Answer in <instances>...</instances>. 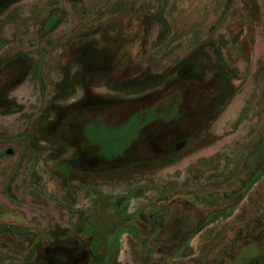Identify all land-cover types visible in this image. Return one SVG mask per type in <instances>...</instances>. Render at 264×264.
<instances>
[{"label": "rangeland", "instance_id": "374dc122", "mask_svg": "<svg viewBox=\"0 0 264 264\" xmlns=\"http://www.w3.org/2000/svg\"><path fill=\"white\" fill-rule=\"evenodd\" d=\"M193 53L215 63L205 76L229 69L240 117L173 163L114 172L155 151L147 131L196 125L167 124L181 83L140 99ZM1 94L20 108H0V264H264V0H17L0 15ZM182 204L198 222L182 245L148 235Z\"/></svg>", "mask_w": 264, "mask_h": 264}, {"label": "trees", "instance_id": "16d2710c", "mask_svg": "<svg viewBox=\"0 0 264 264\" xmlns=\"http://www.w3.org/2000/svg\"><path fill=\"white\" fill-rule=\"evenodd\" d=\"M15 1L17 0H0V15ZM200 57L203 58L205 56L199 53H193L186 57L193 58V61L189 62V64L187 62H179L175 64L172 68L178 67L181 63H183L184 66L179 69V75L177 78L169 81L165 90L146 94L140 98L144 101L151 102V106L153 107L163 99L169 97L168 95H170L176 86L181 83L178 86V88L181 89L177 88V90L186 91L184 105H181L178 114L175 117L169 118L167 124H182V120H192V122H195L192 124L196 125H191L186 128L183 125L180 127L178 125H169L163 131L158 133L155 131H147L146 137L148 139L152 138V140H150L151 143H155L157 146L154 149L155 151L153 150L154 152L152 153L148 152L141 155L134 152L133 148L126 150L124 155L118 158V163H112L114 166L111 169H114V172L116 171L115 169L129 171L167 165L211 142V137L203 139L199 134H202V132L212 124L213 120L219 115L221 110L230 102L236 93L233 96L231 95V97L226 94L227 89L234 85L229 76V69L225 67V65H221V67H217L218 72L215 75L209 77L205 76L203 72L204 66L212 69L215 66V63L210 58H204L209 62L208 64L203 63L205 61H202ZM18 60L23 62L28 61L30 65L32 63L28 57H23L22 55L18 56ZM83 61L84 60H82V62ZM190 68L194 71L199 70L201 73L195 74ZM27 72L28 69H25L21 77L14 81H10L7 84L8 87L16 83H21ZM225 75H228V77ZM140 79L141 78L138 80ZM218 82H223L224 85L223 88H221V91L216 92V84ZM184 83H186L187 86H191L189 90H187L189 86L187 88L182 86ZM4 102H6V104ZM0 108H2L3 111L8 112L12 109L20 108V106L1 94ZM161 142L164 143L162 147L160 146Z\"/></svg>", "mask_w": 264, "mask_h": 264}, {"label": "flooded vegetation", "instance_id": "af4514ba", "mask_svg": "<svg viewBox=\"0 0 264 264\" xmlns=\"http://www.w3.org/2000/svg\"><path fill=\"white\" fill-rule=\"evenodd\" d=\"M153 214V218L159 216ZM181 219L180 222H177V219ZM191 215V211H189L183 204L179 205L175 209L174 207H169L163 214V217L160 219L161 223H158L157 226L154 227L151 237H154L157 240H162L165 244H172L173 247H178L182 245V242L186 239V236L191 233L194 228H190L194 224L197 225V221ZM154 221V220H153ZM194 221V222H193ZM190 228V229H189Z\"/></svg>", "mask_w": 264, "mask_h": 264}, {"label": "crops", "instance_id": "0c3cea01", "mask_svg": "<svg viewBox=\"0 0 264 264\" xmlns=\"http://www.w3.org/2000/svg\"><path fill=\"white\" fill-rule=\"evenodd\" d=\"M235 95L230 100V102L221 110L219 115L213 120L212 124H221V123H223V120H224L223 118L226 117L225 115L228 116V120H229L228 124H234V122L238 120V118L240 117V110H238V106H234L233 108H231V106L233 105V103L236 100V99H234ZM227 110L229 111V113L225 114ZM221 119H223V120H221Z\"/></svg>", "mask_w": 264, "mask_h": 264}, {"label": "water", "instance_id": "95a60500", "mask_svg": "<svg viewBox=\"0 0 264 264\" xmlns=\"http://www.w3.org/2000/svg\"><path fill=\"white\" fill-rule=\"evenodd\" d=\"M6 152H7L8 154H12V153H13V150H12V149H8Z\"/></svg>", "mask_w": 264, "mask_h": 264}]
</instances>
